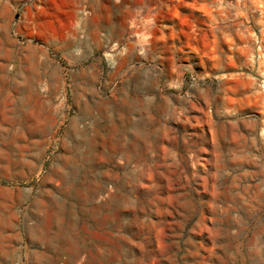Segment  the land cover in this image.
<instances>
[{
  "label": "rangeland",
  "instance_id": "1",
  "mask_svg": "<svg viewBox=\"0 0 264 264\" xmlns=\"http://www.w3.org/2000/svg\"><path fill=\"white\" fill-rule=\"evenodd\" d=\"M263 64L264 0H0V264H264Z\"/></svg>",
  "mask_w": 264,
  "mask_h": 264
},
{
  "label": "bare ground",
  "instance_id": "2",
  "mask_svg": "<svg viewBox=\"0 0 264 264\" xmlns=\"http://www.w3.org/2000/svg\"><path fill=\"white\" fill-rule=\"evenodd\" d=\"M262 74L264 75V64H263ZM95 136H98V133H96ZM87 147L88 149L86 150L85 154L81 155V160L87 163L90 169H92L94 161L97 160L96 158H94V154H95L94 141L93 140L90 141ZM62 164L64 167L72 166L71 172H73V174L71 175L70 171H67V170H63L60 173L58 172L56 176L54 177L56 181L55 188L61 191H64L66 194H69L70 196H72V198L77 200V202H79L81 205H85L86 202L93 199V197L95 196L96 189L101 188L104 184L101 182L103 184L101 185L100 182H97L96 180H94L93 176H91V178L89 179L88 177H85V175L80 174L79 169L77 168L76 161L72 160L69 157L63 158ZM76 173H77V176L75 177ZM101 174L102 173H100V175ZM130 181L131 179L128 177L126 182L130 183ZM116 198L117 196L111 194L108 200L106 199L103 200L102 204L104 205V209L107 208L108 203L111 204L112 202H118V199ZM68 207L69 206L67 205L66 202L58 200V198H56L53 192L48 191L47 192V206H44V205L41 206V209H45L47 213V219L49 220L48 224L45 229H43L41 226H38V225L25 226V230L30 236V238L34 236L35 242L38 241L39 243L43 245V247H45L48 250H53L54 252H56L57 250L58 252H60L61 250L70 252L71 250H73L74 249V246H73L74 237L71 231V225L73 223V220H68L65 226L62 225L64 219L67 217L66 213L68 211ZM95 210H96V207H95ZM88 212L93 213L94 209L88 208ZM57 218H60V219L56 221ZM68 219H69V216H68ZM54 221H56V223H53ZM5 230H6L5 227H0V235L3 234ZM74 254L75 252H71V255H74Z\"/></svg>",
  "mask_w": 264,
  "mask_h": 264
},
{
  "label": "crops",
  "instance_id": "3",
  "mask_svg": "<svg viewBox=\"0 0 264 264\" xmlns=\"http://www.w3.org/2000/svg\"><path fill=\"white\" fill-rule=\"evenodd\" d=\"M98 209H104V205H102V206H100V207H98ZM102 219V218H101ZM101 219H96L95 218V220H94V224L95 225H99V224H103L104 223V221L105 220H101ZM79 239V238H78ZM80 252H81V250H80V248L78 249H76V253H75V255L74 256H76V257H78L79 256V254H80ZM91 254V258L93 259V260H97V256H96V254H92V253H90ZM106 259L105 258H102V261L104 262ZM92 261V260H91Z\"/></svg>",
  "mask_w": 264,
  "mask_h": 264
}]
</instances>
